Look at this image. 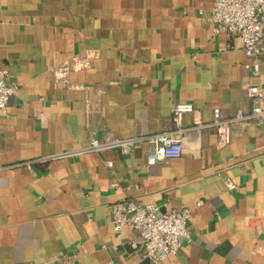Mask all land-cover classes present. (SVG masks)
Instances as JSON below:
<instances>
[{"label": "crops", "instance_id": "obj_1", "mask_svg": "<svg viewBox=\"0 0 264 264\" xmlns=\"http://www.w3.org/2000/svg\"><path fill=\"white\" fill-rule=\"evenodd\" d=\"M212 7L0 0V61L19 83L0 112V264H264V128L233 122L220 145L210 124L215 108L251 109L250 58L240 38L213 32ZM260 77L264 86V53ZM177 102L205 123L191 128L195 114L184 115L182 156L149 163L147 141L88 149L93 137L170 129ZM125 199L190 207L192 241L145 258L132 226L114 230L110 205Z\"/></svg>", "mask_w": 264, "mask_h": 264}, {"label": "built area", "instance_id": "obj_2", "mask_svg": "<svg viewBox=\"0 0 264 264\" xmlns=\"http://www.w3.org/2000/svg\"><path fill=\"white\" fill-rule=\"evenodd\" d=\"M205 21L212 24L215 34L240 38L245 54L250 58L243 64L248 74L243 87L252 102L251 109L246 111L239 107L229 117L222 116L219 108L214 109V119L210 124L216 126L218 143L223 145L231 141L233 122L253 120L258 125L264 124V86L260 77L264 53V0H213L211 14L205 17ZM18 89L19 83L11 79L8 69L0 61V112H7L9 99ZM188 112L195 114L191 128L205 125L200 110L193 103L177 102L172 107L170 129L138 137L105 140L93 137L88 149L118 147L123 152H129L135 143L147 141L149 163L180 157L184 152L183 135L188 128L184 124V115ZM109 165L112 163L109 162ZM225 183L229 189L236 186L230 177L225 179ZM202 203L200 200L198 204ZM110 210L117 235L122 236L124 227L132 226L135 235L130 244L153 263L177 254L185 242L192 241L190 207H169L161 211L152 203L142 204L135 199H125L112 203Z\"/></svg>", "mask_w": 264, "mask_h": 264}, {"label": "water", "instance_id": "obj_3", "mask_svg": "<svg viewBox=\"0 0 264 264\" xmlns=\"http://www.w3.org/2000/svg\"><path fill=\"white\" fill-rule=\"evenodd\" d=\"M262 127L264 128V124H262Z\"/></svg>", "mask_w": 264, "mask_h": 264}]
</instances>
